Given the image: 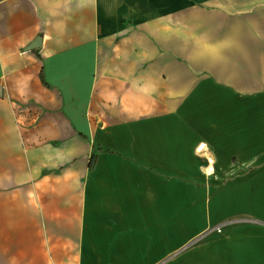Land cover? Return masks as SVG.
<instances>
[{
    "label": "crops",
    "instance_id": "obj_1",
    "mask_svg": "<svg viewBox=\"0 0 264 264\" xmlns=\"http://www.w3.org/2000/svg\"><path fill=\"white\" fill-rule=\"evenodd\" d=\"M263 12L264 0H0V202L21 220L12 233L37 236L38 264H264V177L208 206L173 176L189 145L174 124L231 98Z\"/></svg>",
    "mask_w": 264,
    "mask_h": 264
},
{
    "label": "rangeland",
    "instance_id": "obj_2",
    "mask_svg": "<svg viewBox=\"0 0 264 264\" xmlns=\"http://www.w3.org/2000/svg\"><path fill=\"white\" fill-rule=\"evenodd\" d=\"M260 36L264 37V26L254 28L253 59L235 60L238 83L231 98L195 103L174 124V131L189 134V145L184 143L174 156L173 176L184 175L203 186L208 206L216 196L224 205L253 180L264 177V42L258 41ZM230 136H242L234 151L228 147ZM5 205L0 202V264H38L44 255L38 251L37 236L12 233L9 227L20 226L21 220H7Z\"/></svg>",
    "mask_w": 264,
    "mask_h": 264
},
{
    "label": "trees",
    "instance_id": "obj_3",
    "mask_svg": "<svg viewBox=\"0 0 264 264\" xmlns=\"http://www.w3.org/2000/svg\"><path fill=\"white\" fill-rule=\"evenodd\" d=\"M96 160V156H93V159L91 160V169L93 168V163H94V161Z\"/></svg>",
    "mask_w": 264,
    "mask_h": 264
},
{
    "label": "bare ground",
    "instance_id": "obj_4",
    "mask_svg": "<svg viewBox=\"0 0 264 264\" xmlns=\"http://www.w3.org/2000/svg\"><path fill=\"white\" fill-rule=\"evenodd\" d=\"M198 148H199V149H203L204 147H202V146L200 145V146H198ZM203 150H204V149H203ZM209 161L212 162L211 159H209ZM210 168H211V167H210Z\"/></svg>",
    "mask_w": 264,
    "mask_h": 264
}]
</instances>
